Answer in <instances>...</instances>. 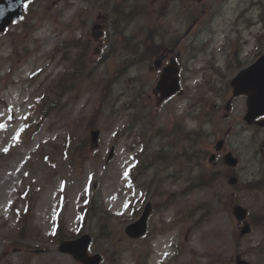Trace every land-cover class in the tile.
Listing matches in <instances>:
<instances>
[{"label": "rangeland", "instance_id": "obj_1", "mask_svg": "<svg viewBox=\"0 0 264 264\" xmlns=\"http://www.w3.org/2000/svg\"><path fill=\"white\" fill-rule=\"evenodd\" d=\"M34 1L0 35V264H82L52 237L57 211L64 239L91 234L101 264H237L218 235L230 224L211 157L221 139L244 165L264 161V132L246 127V100L229 87L264 51L262 38L250 54L264 0H122L136 13L119 8L120 24L119 0ZM84 48L87 66L59 84ZM176 57L183 87L166 102L157 83ZM147 201L148 235L131 238ZM263 238L256 228L241 241L253 264H264Z\"/></svg>", "mask_w": 264, "mask_h": 264}, {"label": "flooded vegetation", "instance_id": "obj_2", "mask_svg": "<svg viewBox=\"0 0 264 264\" xmlns=\"http://www.w3.org/2000/svg\"><path fill=\"white\" fill-rule=\"evenodd\" d=\"M264 38V35H263ZM260 39L258 41L261 44ZM260 46H258V49ZM256 48L250 54L255 53ZM246 98L247 96H241ZM263 123L260 124V122ZM247 128H258L264 132V115L253 118L250 122L243 121ZM224 141L223 148L218 152L215 166L216 170L212 172V184L217 195V203L219 205L220 220L223 215H228L230 226L224 229L220 226L218 233L222 243L226 242V247L233 250L236 247L237 255L235 260L237 264H253L247 260L249 256L244 257L252 248L250 245L246 247L247 251L242 252L241 241L249 238L256 228L264 230V161L260 163V157H257V164L260 166L251 167L244 165L245 158L242 160L240 156L235 155L234 151L228 150ZM264 159V145L259 148ZM227 153H232L237 158L236 165H229L226 161ZM237 207L245 210L239 213ZM219 229V228H218ZM264 243V238L259 245Z\"/></svg>", "mask_w": 264, "mask_h": 264}, {"label": "water", "instance_id": "obj_3", "mask_svg": "<svg viewBox=\"0 0 264 264\" xmlns=\"http://www.w3.org/2000/svg\"><path fill=\"white\" fill-rule=\"evenodd\" d=\"M26 0H0V32L4 31L6 26L13 20L21 16ZM236 82L244 84L241 89L236 86V93H249V107L250 113H254L256 107H263L264 111V55L252 65L250 68L243 71ZM240 85V84H239ZM240 88V90H238ZM249 113V114H250ZM146 215H143L141 220L127 227V233L131 236L138 237L146 231ZM91 242V237L85 235L77 240L65 241L62 243L60 249L62 251L72 253L77 259H80L84 264H98L101 260L99 254L89 256L88 247Z\"/></svg>", "mask_w": 264, "mask_h": 264}]
</instances>
